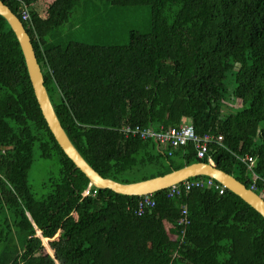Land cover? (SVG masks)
Instances as JSON below:
<instances>
[{
  "label": "trees",
  "instance_id": "1",
  "mask_svg": "<svg viewBox=\"0 0 264 264\" xmlns=\"http://www.w3.org/2000/svg\"><path fill=\"white\" fill-rule=\"evenodd\" d=\"M1 1L20 19L22 2L30 8L32 23L24 27L56 115L103 178L131 184L209 163L248 189L262 185L264 0ZM93 1L149 7V31H130L124 45L54 38L77 6ZM41 2H49L45 15ZM187 121L199 136L223 138L204 159L193 143L169 155L155 141L122 132ZM35 148L59 166L41 199L28 183ZM246 156L254 158L251 168L242 161ZM139 172L144 177L132 182ZM0 180L11 191L0 189V264H264V218L228 190L196 189L171 199L161 191L141 217L132 211L139 197L111 190L83 197L89 180L49 130L21 47L1 16ZM183 207L190 224L180 227ZM38 232L44 239L59 235L55 257Z\"/></svg>",
  "mask_w": 264,
  "mask_h": 264
},
{
  "label": "water",
  "instance_id": "2",
  "mask_svg": "<svg viewBox=\"0 0 264 264\" xmlns=\"http://www.w3.org/2000/svg\"><path fill=\"white\" fill-rule=\"evenodd\" d=\"M0 16L7 21L18 40L37 103L49 130L65 155L87 177L93 187L99 190H111L116 194L128 197H143L153 196L190 179L206 177L215 180L226 190L240 197L264 218V198L248 189L232 175L209 163L192 164L162 177L131 184H121L103 178L86 162L67 136L45 88L43 72L36 58L31 38L21 20L1 0Z\"/></svg>",
  "mask_w": 264,
  "mask_h": 264
},
{
  "label": "rangeland",
  "instance_id": "3",
  "mask_svg": "<svg viewBox=\"0 0 264 264\" xmlns=\"http://www.w3.org/2000/svg\"><path fill=\"white\" fill-rule=\"evenodd\" d=\"M48 4L45 3L38 7V10L43 15L46 14L45 11ZM149 28L150 8L147 6L113 8L109 4L93 1L90 5L81 3V5L77 6L70 21L56 30L54 38L59 39L63 43L82 42L86 44L124 45L128 43L130 31L146 33ZM235 106H240V102H237ZM225 111H223L224 114L227 113ZM186 124H189V122H186ZM162 150L165 151L164 148ZM33 160L28 172V183L35 197L41 199L50 192L46 184L50 177L58 174L59 166L55 160L46 161L41 158L40 151L37 148L34 149ZM143 177V173L139 172L131 176L130 180L133 182L141 180ZM0 189L6 195H11V191L5 187V183L1 180ZM3 218L5 216L1 214L0 224ZM37 235L41 238L46 253L55 257V246L59 235L54 239H44L40 232Z\"/></svg>",
  "mask_w": 264,
  "mask_h": 264
},
{
  "label": "built area",
  "instance_id": "4",
  "mask_svg": "<svg viewBox=\"0 0 264 264\" xmlns=\"http://www.w3.org/2000/svg\"><path fill=\"white\" fill-rule=\"evenodd\" d=\"M22 2V0H20ZM22 9L20 12L21 22L23 25L25 23L31 24V13L30 8L22 2ZM122 132L126 137H134L140 138L141 140L148 141L152 140L158 143L159 146L163 147L168 151L169 155H172L173 151L186 146L189 143H193L197 150V158L204 159L209 151V148L212 144L216 143L221 145L223 138L221 136L215 137L213 134H205L203 136L197 135L194 127L191 124H185L178 128H169L164 129L160 127L159 130H155L154 128H144L141 126H125L122 128ZM242 161L249 165L251 168L254 164V158L251 156H246L242 159ZM255 181L257 180L254 177ZM196 189H213L218 191L220 194H223L226 190L221 184L216 182L211 178L207 179H198L196 180H187L179 185H175L166 190V196L168 199L175 197H182L184 194H188ZM97 188L93 187L89 184L88 188L84 191L83 197L93 196L96 197L98 195ZM251 191L260 195L264 198V181L262 185H257L256 182L253 183L250 188ZM156 206V202L153 199V196H143L139 197V200L132 211L134 215L141 217L147 211L152 210ZM190 221L188 220V211L186 207L182 208L181 211V219L179 220L178 225L180 227L188 226Z\"/></svg>",
  "mask_w": 264,
  "mask_h": 264
},
{
  "label": "crops",
  "instance_id": "5",
  "mask_svg": "<svg viewBox=\"0 0 264 264\" xmlns=\"http://www.w3.org/2000/svg\"><path fill=\"white\" fill-rule=\"evenodd\" d=\"M43 3L41 2L40 5H42ZM37 5V4H36ZM188 122V121H187Z\"/></svg>",
  "mask_w": 264,
  "mask_h": 264
}]
</instances>
